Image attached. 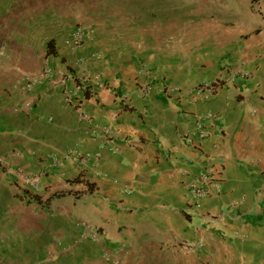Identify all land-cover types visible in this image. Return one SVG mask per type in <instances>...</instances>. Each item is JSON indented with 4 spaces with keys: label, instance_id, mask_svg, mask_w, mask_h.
I'll return each mask as SVG.
<instances>
[{
    "label": "crops",
    "instance_id": "obj_1",
    "mask_svg": "<svg viewBox=\"0 0 264 264\" xmlns=\"http://www.w3.org/2000/svg\"><path fill=\"white\" fill-rule=\"evenodd\" d=\"M128 14L90 18L77 50L53 38V78L0 95V155L44 171L33 199L0 172L5 264H264V0H163L145 24ZM84 71L100 84L75 90ZM217 78L215 92L197 90ZM75 143L91 158L51 165ZM207 168L217 187L190 201ZM122 244L117 263L102 257Z\"/></svg>",
    "mask_w": 264,
    "mask_h": 264
},
{
    "label": "rangeland",
    "instance_id": "obj_2",
    "mask_svg": "<svg viewBox=\"0 0 264 264\" xmlns=\"http://www.w3.org/2000/svg\"><path fill=\"white\" fill-rule=\"evenodd\" d=\"M162 1L0 0V95H10L13 89L19 90L21 81L41 73L45 42L62 40L61 31L82 24L90 32V18L115 22L123 13H133L145 24L149 8ZM128 5L131 10L124 9ZM3 245L0 241V264H5Z\"/></svg>",
    "mask_w": 264,
    "mask_h": 264
},
{
    "label": "built area",
    "instance_id": "obj_3",
    "mask_svg": "<svg viewBox=\"0 0 264 264\" xmlns=\"http://www.w3.org/2000/svg\"><path fill=\"white\" fill-rule=\"evenodd\" d=\"M88 29L82 24H77L75 25L63 38L62 42L63 44L68 47L71 50H77L79 47L82 46L84 40L86 37L89 35ZM79 58L76 60V63H78ZM239 76L243 77L245 74L244 73H237ZM53 71L49 67H45L41 75L44 78L51 79L53 78ZM234 75V74H233ZM233 75L230 77L225 78V80H232ZM65 73H60V80L59 82L64 81ZM68 76V74H67ZM38 79V78H37ZM37 79L35 77H30L27 78L25 81H21L19 87L22 90L28 89L32 84H34ZM223 79L217 78L213 81H203L197 86V90L199 92H206V93H213L216 91V89L221 85V82ZM99 85V79L97 74H93L87 71H84L81 73V75L78 78V82L75 85V90H84L86 86L88 85ZM65 97H64V102L71 106L78 116L81 119L84 120H89L87 115H85L82 111V98L76 96L75 92L73 91H65ZM24 105L26 108H30L32 106V103L29 101H25ZM14 111L17 110L16 106H13L12 108ZM49 119H51L49 117ZM197 126L199 127V121L197 123ZM105 131L108 130V128L104 129ZM206 133L204 131L199 132V136L203 137L205 136ZM15 155H20L22 152L20 150H14L13 152ZM74 157L79 160H88L91 158V155L87 151H83L78 148L77 143L73 144V146L69 147L65 152H63L62 155H59L57 153H51L49 154L50 160H51V165L55 166L60 164L64 159L68 157ZM97 159L96 157H94ZM0 172L11 179L17 188L20 190L24 191L26 198L28 199H33L37 198L39 194V188H40V180L42 176L44 175V171L37 170L34 173H29L27 172L23 167L19 165H14L11 164L9 160V155L7 153L1 154L0 155ZM217 187V180L215 179L214 173L212 170L209 168L204 169L202 171H199L194 178L188 183L187 189L189 192V200L190 201H197L206 194L210 192V187ZM78 225L81 227V233L80 237L83 239H88L92 242H96L99 239L100 233L98 232V229L92 225H89L85 222H79ZM181 249L183 250H189V249H194L199 245L197 242L193 241H182L181 244ZM125 251V245L122 244L120 247H118L116 250L113 252H108L104 251L102 252V257L104 259H109L113 263H117L116 260H113L112 255L116 254L121 251Z\"/></svg>",
    "mask_w": 264,
    "mask_h": 264
},
{
    "label": "trees",
    "instance_id": "obj_4",
    "mask_svg": "<svg viewBox=\"0 0 264 264\" xmlns=\"http://www.w3.org/2000/svg\"><path fill=\"white\" fill-rule=\"evenodd\" d=\"M55 54V45H54V39L50 38L45 42L44 46V56L53 55ZM86 91V89L84 90Z\"/></svg>",
    "mask_w": 264,
    "mask_h": 264
}]
</instances>
